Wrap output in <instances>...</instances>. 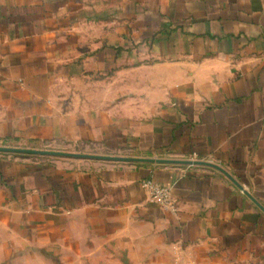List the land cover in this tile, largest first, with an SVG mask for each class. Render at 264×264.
<instances>
[{"label": "crops", "instance_id": "crops-1", "mask_svg": "<svg viewBox=\"0 0 264 264\" xmlns=\"http://www.w3.org/2000/svg\"><path fill=\"white\" fill-rule=\"evenodd\" d=\"M0 147V264H264V0H0Z\"/></svg>", "mask_w": 264, "mask_h": 264}, {"label": "built area", "instance_id": "built-area-1", "mask_svg": "<svg viewBox=\"0 0 264 264\" xmlns=\"http://www.w3.org/2000/svg\"><path fill=\"white\" fill-rule=\"evenodd\" d=\"M141 188L148 201L168 211H175L170 190L163 185L153 183L149 179L141 181Z\"/></svg>", "mask_w": 264, "mask_h": 264}, {"label": "water", "instance_id": "water-1", "mask_svg": "<svg viewBox=\"0 0 264 264\" xmlns=\"http://www.w3.org/2000/svg\"><path fill=\"white\" fill-rule=\"evenodd\" d=\"M0 152L25 154V155H39V156H48V157L88 158V156H82V155H71L66 153H56V152L36 151V150H21V149L7 148V147H0ZM185 164L217 168L214 165L205 162H186Z\"/></svg>", "mask_w": 264, "mask_h": 264}, {"label": "rangeland", "instance_id": "rangeland-1", "mask_svg": "<svg viewBox=\"0 0 264 264\" xmlns=\"http://www.w3.org/2000/svg\"><path fill=\"white\" fill-rule=\"evenodd\" d=\"M30 159H40L39 157H30Z\"/></svg>", "mask_w": 264, "mask_h": 264}]
</instances>
